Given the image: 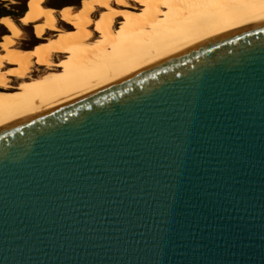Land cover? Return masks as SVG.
<instances>
[{
	"label": "water",
	"instance_id": "obj_1",
	"mask_svg": "<svg viewBox=\"0 0 264 264\" xmlns=\"http://www.w3.org/2000/svg\"><path fill=\"white\" fill-rule=\"evenodd\" d=\"M0 264H264V19L0 129Z\"/></svg>",
	"mask_w": 264,
	"mask_h": 264
},
{
	"label": "bare ground",
	"instance_id": "obj_2",
	"mask_svg": "<svg viewBox=\"0 0 264 264\" xmlns=\"http://www.w3.org/2000/svg\"><path fill=\"white\" fill-rule=\"evenodd\" d=\"M131 1L116 4L115 0H87L76 11L70 6L65 7L70 10L55 11L45 6L44 0L28 3L18 22L23 27H33L40 42L29 51L15 45L21 35L18 25L7 15L1 17L0 24L7 34L0 44V129L196 44L264 19V3L259 2L149 0L141 4L142 10H136ZM96 12L102 15L97 30L104 39L92 42L91 17ZM117 12L123 13V17L118 18ZM57 17L74 28H58ZM117 20L129 21L120 33L114 27ZM54 33L60 36L52 41ZM65 55L70 63L58 65L54 61ZM35 65L50 73L31 77ZM10 66L13 69L7 70ZM9 78L18 84L11 86Z\"/></svg>",
	"mask_w": 264,
	"mask_h": 264
},
{
	"label": "rangeland",
	"instance_id": "obj_3",
	"mask_svg": "<svg viewBox=\"0 0 264 264\" xmlns=\"http://www.w3.org/2000/svg\"><path fill=\"white\" fill-rule=\"evenodd\" d=\"M45 1V6L53 8L55 11H58V9L65 8L67 6H70L74 8L73 11H76L78 7H81L80 5V0H44ZM25 4L28 5L27 0H16V3H13V0H10L8 2H1L0 1V18L2 17L1 15H7L9 16L20 28L21 35L15 40V45L17 48L25 51L33 50L35 49L38 45H40V42L37 41L38 39L34 36V31L35 29L33 27H23L21 24L18 22V19L22 16V13H25L28 9L25 10ZM80 5V6H77ZM131 7L135 8L136 10H142L141 5H137L134 3V0L131 1ZM120 10L124 12H133V10L129 9H121ZM134 10V11H136ZM58 18V17H57ZM94 20V24L91 26L90 31L92 32L93 38L92 42H96L98 40L102 41L104 39L103 36L99 35V30H97V22L102 19V15L100 13L96 12L92 15L91 17ZM129 21L126 20H117L115 23V30L120 33L119 30L123 28L125 24H127ZM57 26L58 28L62 27L66 31H71L73 26L67 25L63 19H57ZM122 26V27H121ZM7 34V31L1 26L0 24V44L2 43V38ZM54 36L59 37V33H54L51 37L50 40H54ZM37 40H36V39ZM1 46V45H0ZM54 61L60 65V64H65V63H70L69 60H67V55L65 56H60L54 58ZM60 62V64H59ZM7 67V65L5 66ZM13 67H8L7 70H12ZM50 73L49 71H46L43 67H39L38 65H35L31 69L30 76L35 77L38 75H44ZM11 86L15 87L18 82L12 78H9Z\"/></svg>",
	"mask_w": 264,
	"mask_h": 264
},
{
	"label": "snow or ice",
	"instance_id": "obj_4",
	"mask_svg": "<svg viewBox=\"0 0 264 264\" xmlns=\"http://www.w3.org/2000/svg\"><path fill=\"white\" fill-rule=\"evenodd\" d=\"M33 2H43V0H27V3H33ZM87 0H80V5L86 3ZM98 2V0H97ZM149 2V0H134V3L137 5H141L144 3ZM158 2H164V3H168V2H172V0H158ZM178 2H232V3H243V2H259V3H264V0H178ZM13 3H16V0H13ZM116 4H123L124 0H115ZM77 5V6H80ZM104 7H107V4L104 5ZM27 9V4H25V10ZM62 10H70V8H62ZM22 16L24 15V13L21 14ZM123 13L117 12L116 16L118 18L123 17ZM2 22V21H0ZM98 23V22H97ZM122 27V26H121ZM188 74H185V78H187ZM142 98L140 97H136L133 99V102H141Z\"/></svg>",
	"mask_w": 264,
	"mask_h": 264
},
{
	"label": "flooded vegetation",
	"instance_id": "obj_5",
	"mask_svg": "<svg viewBox=\"0 0 264 264\" xmlns=\"http://www.w3.org/2000/svg\"><path fill=\"white\" fill-rule=\"evenodd\" d=\"M34 36H35V31H34ZM55 38L54 39H56L57 37L56 36H54ZM36 39V38H35ZM37 40V39H36ZM38 41V40H37Z\"/></svg>",
	"mask_w": 264,
	"mask_h": 264
},
{
	"label": "trees",
	"instance_id": "obj_6",
	"mask_svg": "<svg viewBox=\"0 0 264 264\" xmlns=\"http://www.w3.org/2000/svg\"><path fill=\"white\" fill-rule=\"evenodd\" d=\"M1 16H4V15H1Z\"/></svg>",
	"mask_w": 264,
	"mask_h": 264
},
{
	"label": "crops",
	"instance_id": "obj_7",
	"mask_svg": "<svg viewBox=\"0 0 264 264\" xmlns=\"http://www.w3.org/2000/svg\"><path fill=\"white\" fill-rule=\"evenodd\" d=\"M3 17V16H2Z\"/></svg>",
	"mask_w": 264,
	"mask_h": 264
}]
</instances>
